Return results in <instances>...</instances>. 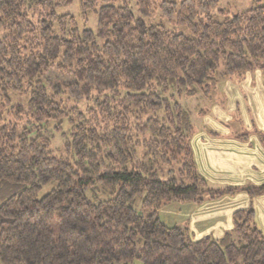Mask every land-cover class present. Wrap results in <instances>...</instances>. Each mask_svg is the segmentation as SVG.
<instances>
[{"label":"trees","instance_id":"16d2710c","mask_svg":"<svg viewBox=\"0 0 264 264\" xmlns=\"http://www.w3.org/2000/svg\"><path fill=\"white\" fill-rule=\"evenodd\" d=\"M71 2L0 0V264H264L251 207L219 239L160 214L239 189L199 172L177 96L264 70V3L79 0L93 30Z\"/></svg>","mask_w":264,"mask_h":264},{"label":"crops","instance_id":"0c3cea01","mask_svg":"<svg viewBox=\"0 0 264 264\" xmlns=\"http://www.w3.org/2000/svg\"><path fill=\"white\" fill-rule=\"evenodd\" d=\"M262 86H256L258 89L252 93L264 91ZM252 93L249 90L246 97L245 92L244 95L239 92L241 101L249 103V106L244 107L246 114L252 109L256 118L260 119L258 124L249 121L252 127L261 130L259 135L233 131L223 121L209 125L193 124L191 145L197 167L213 188L249 184L250 180L256 185L264 183V105H259ZM248 193L242 191L208 198L201 203L170 205L166 211L160 212L161 218L169 225L182 226L191 222L194 231L202 233L203 237L214 235L215 239H219L234 228L235 212L251 207L255 213V223L264 233V193L253 198L254 206L250 204L251 196Z\"/></svg>","mask_w":264,"mask_h":264},{"label":"rangeland","instance_id":"374dc122","mask_svg":"<svg viewBox=\"0 0 264 264\" xmlns=\"http://www.w3.org/2000/svg\"><path fill=\"white\" fill-rule=\"evenodd\" d=\"M254 3H264V0H220L219 5L220 8H222L226 13L228 12L230 14H234L237 12L246 11L252 7ZM59 13L72 14L80 26H86L92 28L93 30H96L98 27L97 12H91L87 17H85L81 13L79 0H72L71 3L60 7ZM250 85L253 87H250ZM261 85H263L262 87L264 89V70L255 68L244 73H235L226 77H220L217 86L209 93H200L197 95H187L182 93L177 97L181 104L190 110L193 124L196 126L204 123L209 125L215 121H223L227 125L231 126L233 131L237 130L239 133L250 132L251 135H259L261 130L258 127H252V125L249 124V121L250 123L258 124L260 119L256 118L252 109L251 112L246 114L244 107L249 106V103L246 101H241L239 92L242 94L245 92L247 97L249 90L252 93L254 89H258L255 88L256 86L261 87ZM233 92L235 93L234 95ZM252 95H254V100L256 102L258 101L259 105H264V91L259 93L254 91V94L252 93ZM56 138L57 139L54 143V146L61 151L63 150L62 138L58 136V134ZM251 182L252 180L249 181V184L235 185L231 187L239 188L235 194L242 191L250 192L248 193L251 196L250 204L254 206L253 198L263 195V193H255L253 188L260 184L256 185L252 184ZM181 203L183 202L168 203L164 205V207L161 209V212L162 210L169 208L170 205ZM139 209L144 210L145 214L150 212L149 210H145L142 207ZM182 226H187L191 229L190 235L193 239L197 240L203 237L202 233L194 231L191 222H188ZM211 237L215 238L214 235ZM134 264H142V262L140 260H136Z\"/></svg>","mask_w":264,"mask_h":264}]
</instances>
